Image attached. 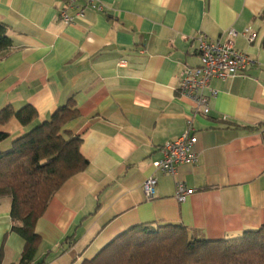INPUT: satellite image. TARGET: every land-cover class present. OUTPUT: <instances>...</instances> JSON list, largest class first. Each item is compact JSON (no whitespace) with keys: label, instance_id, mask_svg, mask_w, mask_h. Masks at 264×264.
<instances>
[{"label":"crops","instance_id":"0c3cea01","mask_svg":"<svg viewBox=\"0 0 264 264\" xmlns=\"http://www.w3.org/2000/svg\"><path fill=\"white\" fill-rule=\"evenodd\" d=\"M101 1L102 12L66 24L58 16L63 0H0L11 38L0 59V110L30 104L37 111L29 126L16 118L0 124L9 135L0 151L72 98L78 115L63 129L80 135L87 160L37 220L34 262L85 264L148 222L181 224L208 240L262 226L264 0ZM229 30L255 64L243 75L214 78L209 114L193 115L192 101L177 92L184 69L199 64L200 33L224 39ZM191 119L197 161L162 174L153 161ZM150 176L157 181L148 198ZM177 182L193 190L182 202ZM10 206V197H0V264H18L24 246L11 231Z\"/></svg>","mask_w":264,"mask_h":264},{"label":"trees","instance_id":"16d2710c","mask_svg":"<svg viewBox=\"0 0 264 264\" xmlns=\"http://www.w3.org/2000/svg\"><path fill=\"white\" fill-rule=\"evenodd\" d=\"M10 46L7 26L0 22V59ZM77 115L69 98L49 119L32 125L0 151V197L11 198V231L24 239L18 264H42L34 262L41 240L35 224L55 192L87 165L80 153L82 138L63 129ZM11 118L29 126L37 119V111L30 104L18 109L7 105L0 110V124ZM8 137L0 131V141ZM85 264H264V224L221 240H208L181 224H137Z\"/></svg>","mask_w":264,"mask_h":264},{"label":"built area","instance_id":"2783aa9c","mask_svg":"<svg viewBox=\"0 0 264 264\" xmlns=\"http://www.w3.org/2000/svg\"><path fill=\"white\" fill-rule=\"evenodd\" d=\"M64 5L59 10L58 16L66 24L73 23L81 18L88 10L102 12L104 5L101 0H63ZM68 10H73L70 14ZM235 32L229 30L224 39L210 38L205 33L198 36L197 54L199 64L186 67L182 79L177 87L181 97L193 103V115L200 113L208 115L210 112V97L215 94L210 82L214 78L243 75L255 64V60L248 54L235 48L233 37ZM243 35L248 41L254 40V33L246 29ZM121 63H124L121 61ZM196 141L195 129L192 119L187 121L186 129L181 135L163 145L160 149L161 156L153 161V166L162 174H174L176 168L183 164H193L197 161V153L193 150ZM156 177L150 176L143 184V190L148 198L155 193ZM181 182L176 183V198L182 202L192 193Z\"/></svg>","mask_w":264,"mask_h":264}]
</instances>
